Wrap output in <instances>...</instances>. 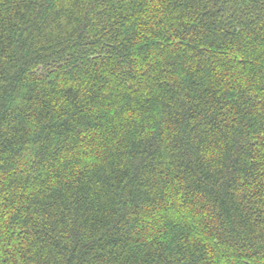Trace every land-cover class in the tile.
Masks as SVG:
<instances>
[{"label": "trees", "instance_id": "1", "mask_svg": "<svg viewBox=\"0 0 264 264\" xmlns=\"http://www.w3.org/2000/svg\"><path fill=\"white\" fill-rule=\"evenodd\" d=\"M0 264H264V0H0Z\"/></svg>", "mask_w": 264, "mask_h": 264}]
</instances>
